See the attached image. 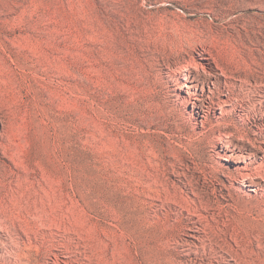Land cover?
Here are the masks:
<instances>
[{
    "label": "rangeland",
    "instance_id": "obj_1",
    "mask_svg": "<svg viewBox=\"0 0 264 264\" xmlns=\"http://www.w3.org/2000/svg\"><path fill=\"white\" fill-rule=\"evenodd\" d=\"M260 148L264 0H0V264H264Z\"/></svg>",
    "mask_w": 264,
    "mask_h": 264
},
{
    "label": "bare ground",
    "instance_id": "obj_2",
    "mask_svg": "<svg viewBox=\"0 0 264 264\" xmlns=\"http://www.w3.org/2000/svg\"><path fill=\"white\" fill-rule=\"evenodd\" d=\"M191 48H192V45L190 46ZM206 51V50H205ZM203 60V59H202ZM246 64H247V62H246ZM207 63H200V64H196V62H194V61H190L189 63H188V65H186L185 67H184V71H187V73H182L183 72V70H181L180 72H179V74H181V75H183V76H185V77H190L191 76V73H192V70H191V68H196V70L198 71V70H202L205 74H206V78L207 79H210L211 77H213V78H215L216 79V81L214 82V85L216 86V87H218V86H220L221 85V83H222V81H221V79L219 78V77H217L215 74H213V73H211V72H209L208 71V68H207ZM246 67H248V68H250L251 66H246ZM222 75L225 77V78H227V79H232L233 78V75H232V77L231 76H229V75H227L226 73H222ZM235 78V77H234ZM233 78V79H234ZM193 81L194 82H196L197 84L195 85V86H198V80L196 79V78H194L193 79ZM232 81V80H231ZM231 81H228V80H226V82H225V84L228 86V87H233L234 86V83L233 82H231ZM241 116V115H240ZM261 149V148H260ZM263 149V148H262ZM261 149V152H263L264 153V150H262ZM250 156V155H249ZM263 158H264V156H263ZM253 165H254V163H253ZM243 170H246V172L244 171V172H241V173H238V175H233V174H226V176H227V178L228 179H233V180H239V178H241L242 179V184L241 185H243V186H245V187H253V186H256L257 184H258V181H257V183H256V179H259L260 178V180L262 179L263 181H264V163L262 164V166H260L259 168H257V169H255V168H245V169H243ZM253 170H255V172H253ZM184 183V182H183ZM190 186V185H189ZM257 186H261V187H263L262 188V190H264V185L262 186V184L261 183H259V185H257ZM256 186V187H257ZM193 187V186H192ZM194 192V191H193ZM195 193V192H194ZM197 204V203H196ZM195 205V204H194ZM210 205V204H209ZM196 207H198V206H196ZM210 207V206H209ZM210 208H212V207H210ZM209 209V208H208ZM208 212V211H207ZM199 234V233H198ZM194 238V237H193ZM196 238H197V236H196ZM210 238V237H209ZM208 239V238H207ZM198 240L200 241V242H203L204 241V239H203V237L202 236H199L198 237ZM210 240V239H209ZM210 241H212V240H210ZM182 242H184V241H182ZM185 243V242H184ZM186 243L188 244V242L186 241ZM188 245H190V244H188ZM196 246V245H195ZM57 264H59V262H57ZM61 264V263H60ZM228 264V263H227Z\"/></svg>",
    "mask_w": 264,
    "mask_h": 264
}]
</instances>
